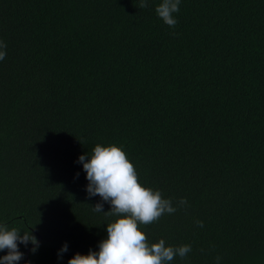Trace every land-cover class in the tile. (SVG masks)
I'll return each mask as SVG.
<instances>
[{
    "label": "trees",
    "instance_id": "obj_1",
    "mask_svg": "<svg viewBox=\"0 0 264 264\" xmlns=\"http://www.w3.org/2000/svg\"><path fill=\"white\" fill-rule=\"evenodd\" d=\"M160 2L0 0V224L39 241L18 243V264H68L107 238L116 217L78 163L97 144L187 199L140 226L192 246L170 264H264V0H181L175 29Z\"/></svg>",
    "mask_w": 264,
    "mask_h": 264
},
{
    "label": "clouds",
    "instance_id": "obj_2",
    "mask_svg": "<svg viewBox=\"0 0 264 264\" xmlns=\"http://www.w3.org/2000/svg\"><path fill=\"white\" fill-rule=\"evenodd\" d=\"M181 0H161L156 5L155 13L169 28L175 29L178 20L174 14L180 11ZM148 0H140L139 7L147 8ZM7 44L0 40V61L6 57ZM78 163L83 165L88 185L89 197L99 196L111 206L103 212V203H97L92 210L108 217H116L107 223V238L99 242L98 251L89 250L87 255L76 253L68 264H170L177 256L184 259L192 251L190 244L166 246L165 240L149 243L140 226L158 222L165 214H174L178 209L189 207L186 198H180L173 206L171 199L162 197L159 190L145 187L139 182L134 164L128 159L122 147L115 144L101 146L97 144L86 159L81 155ZM79 173H77L78 177ZM198 227L203 221L196 220ZM18 243L25 247L31 243L33 254L38 250L39 241L29 231L11 228L0 224V251L7 250V255L0 257V264H18L24 253L19 251ZM68 251L65 244L58 251V259ZM203 251V249H201ZM222 257H216L220 264Z\"/></svg>",
    "mask_w": 264,
    "mask_h": 264
}]
</instances>
